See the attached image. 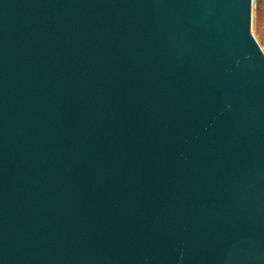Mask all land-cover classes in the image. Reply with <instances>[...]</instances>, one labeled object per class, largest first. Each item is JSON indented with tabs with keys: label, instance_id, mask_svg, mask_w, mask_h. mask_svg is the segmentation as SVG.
<instances>
[{
	"label": "water",
	"instance_id": "obj_1",
	"mask_svg": "<svg viewBox=\"0 0 264 264\" xmlns=\"http://www.w3.org/2000/svg\"><path fill=\"white\" fill-rule=\"evenodd\" d=\"M252 0H0V264H264Z\"/></svg>",
	"mask_w": 264,
	"mask_h": 264
},
{
	"label": "rangeland",
	"instance_id": "obj_2",
	"mask_svg": "<svg viewBox=\"0 0 264 264\" xmlns=\"http://www.w3.org/2000/svg\"><path fill=\"white\" fill-rule=\"evenodd\" d=\"M251 30L264 51V0H252Z\"/></svg>",
	"mask_w": 264,
	"mask_h": 264
}]
</instances>
